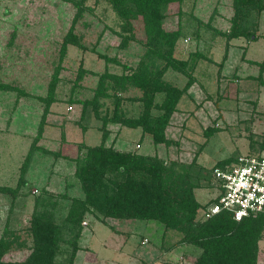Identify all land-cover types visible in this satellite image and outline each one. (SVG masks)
Segmentation results:
<instances>
[{
    "label": "rangeland",
    "instance_id": "obj_1",
    "mask_svg": "<svg viewBox=\"0 0 264 264\" xmlns=\"http://www.w3.org/2000/svg\"><path fill=\"white\" fill-rule=\"evenodd\" d=\"M84 4L86 10L75 25L82 47L68 45L60 61V41L75 8L64 0H0V82L10 87L0 89V186H17L21 165L37 136L40 121L43 124L36 140L38 148L29 157L23 176L26 185L20 187L14 200L9 192L0 191V235L6 225L17 230L27 225L34 197L43 188L57 194L55 218L62 223L70 198L83 196L74 176L78 145L99 144L103 133L106 146L157 154L167 163L187 165L196 155L203 171L229 156L260 151L258 142L264 138V86L255 79L259 66L248 60L259 62L264 58V12L256 31L258 38L233 39L220 69L224 38L212 33V28L229 27L232 0H184L180 7H168L165 27H180L182 31L175 55L186 58L188 52L198 50L207 59H200L192 71L196 82L179 102L167 129V136L175 143L166 146L154 145L151 135L139 127L116 122L103 127L102 118L113 113L115 91L111 88L109 96L98 98L97 115L92 103L83 109L82 103L75 102L92 99L102 73L120 74L122 66L135 65L143 51L135 42L126 48L118 46L120 37L114 31H121L122 20L107 0H85ZM207 21L210 26L205 24ZM108 57L116 58L120 64L107 62ZM57 66L55 100L44 114V99ZM79 68L86 71L81 77L77 76ZM262 74L264 79V71ZM165 79L183 86L187 77L168 71ZM117 94L125 114L138 115L141 104L129 98L139 95V90L130 88ZM161 99L162 95H158L156 101ZM153 112L157 113L155 109ZM206 127L219 130L207 137ZM249 139L254 141L253 148ZM201 182L196 196L206 203L216 191L214 180L209 185ZM81 225L80 249L74 264H172L191 262L200 253L190 245L167 250L177 238L162 237L163 227L154 220L101 221L87 214ZM259 245V264H264V240ZM25 255L26 250L7 254L12 260H22Z\"/></svg>",
    "mask_w": 264,
    "mask_h": 264
},
{
    "label": "trees",
    "instance_id": "obj_2",
    "mask_svg": "<svg viewBox=\"0 0 264 264\" xmlns=\"http://www.w3.org/2000/svg\"><path fill=\"white\" fill-rule=\"evenodd\" d=\"M64 1L69 2L75 12L60 41V61L68 45L82 47L80 37L75 33V25L86 10L85 0ZM107 1L122 20L121 31H114L120 37L118 46L126 48L130 42H135L142 46L143 51L137 63L123 65L120 74L107 71L102 73L92 99H76L75 102L82 103L83 109L87 103H92L97 115L98 98L109 96L108 89L111 88L115 91L113 113L102 118L103 127H106L108 122H116L130 128L139 127L143 133L151 135L154 145L174 144L175 141L167 136L171 118L178 110L183 96L189 94L190 88L196 82L192 71L200 59H207V55L198 50L188 52L186 58H178L175 55L176 43L182 31L180 27L167 29L165 19L169 15L168 7L172 4L180 7L184 0ZM232 8L229 27L212 28V33L224 38L220 69L228 57L233 39L258 38L256 31L260 15L264 12V0H232ZM178 13H181L180 9ZM198 23H202L199 18ZM205 24L210 26L211 22L207 21ZM106 61L120 64L116 58L108 57ZM248 62L259 66L260 73L255 79L264 86V58L259 62ZM168 71L186 76L185 84L179 86L166 80L165 74ZM58 72L59 66L54 70L49 83L47 97L44 99V114L49 104L55 100ZM85 72L79 68L77 76L81 77ZM9 88L8 84L0 82V89ZM130 88L140 92L139 95L129 98L130 101L141 104V110L136 116L125 114L121 107L122 99L117 94ZM158 95H162L160 102L156 101ZM154 109L157 113L153 112ZM42 130L43 124L40 121L37 136L30 145L27 159L21 165L17 186H0V191L9 192L13 200L20 194V187L27 183L23 176L29 157L38 148L36 140ZM206 130L208 137L219 129L206 127ZM104 134L99 144L89 145L82 142L78 145L79 154L74 158V176L80 183L83 196L70 198L62 223L55 218L59 205L57 194L43 188L41 193L34 197V209L27 225L18 230L8 225L4 227L0 235V264H74L80 249L78 242L82 232L81 224L87 214L101 221L107 218L154 220L163 227L162 237L177 238L171 241L167 250L183 245L200 250L193 261L172 264H259L262 258L259 244L264 240V214L258 213L237 221L231 212L224 210L205 218L206 206L216 202L219 195L215 191L206 203H201L196 196V189L203 184L201 181L209 185L214 180V169L226 167L238 156L224 158L203 171L198 167L196 155L187 165L174 161L167 163L157 154L121 151L112 145L106 146L103 141ZM253 142L249 139V146L252 148ZM258 147V153L264 151V138L258 142ZM247 155L251 154L242 156ZM213 183L216 189L215 180ZM23 250H26V255L22 260H12L7 256L11 252Z\"/></svg>",
    "mask_w": 264,
    "mask_h": 264
},
{
    "label": "built area",
    "instance_id": "obj_3",
    "mask_svg": "<svg viewBox=\"0 0 264 264\" xmlns=\"http://www.w3.org/2000/svg\"><path fill=\"white\" fill-rule=\"evenodd\" d=\"M214 180L219 196L206 206L205 218L224 210L237 221L264 214V151L238 156L226 167L215 168Z\"/></svg>",
    "mask_w": 264,
    "mask_h": 264
},
{
    "label": "crops",
    "instance_id": "obj_4",
    "mask_svg": "<svg viewBox=\"0 0 264 264\" xmlns=\"http://www.w3.org/2000/svg\"><path fill=\"white\" fill-rule=\"evenodd\" d=\"M141 145H139V147H140Z\"/></svg>",
    "mask_w": 264,
    "mask_h": 264
},
{
    "label": "clouds",
    "instance_id": "obj_5",
    "mask_svg": "<svg viewBox=\"0 0 264 264\" xmlns=\"http://www.w3.org/2000/svg\"><path fill=\"white\" fill-rule=\"evenodd\" d=\"M239 218V217H238Z\"/></svg>",
    "mask_w": 264,
    "mask_h": 264
}]
</instances>
